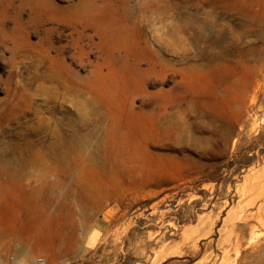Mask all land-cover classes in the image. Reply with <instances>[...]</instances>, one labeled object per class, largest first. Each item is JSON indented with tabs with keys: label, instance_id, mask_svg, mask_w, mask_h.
Returning <instances> with one entry per match:
<instances>
[{
	"label": "rangeland",
	"instance_id": "obj_1",
	"mask_svg": "<svg viewBox=\"0 0 264 264\" xmlns=\"http://www.w3.org/2000/svg\"><path fill=\"white\" fill-rule=\"evenodd\" d=\"M264 264V0H0V264Z\"/></svg>",
	"mask_w": 264,
	"mask_h": 264
},
{
	"label": "crops",
	"instance_id": "obj_2",
	"mask_svg": "<svg viewBox=\"0 0 264 264\" xmlns=\"http://www.w3.org/2000/svg\"><path fill=\"white\" fill-rule=\"evenodd\" d=\"M69 264H81L80 262L76 261V262H73V263H69Z\"/></svg>",
	"mask_w": 264,
	"mask_h": 264
}]
</instances>
